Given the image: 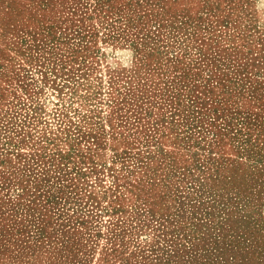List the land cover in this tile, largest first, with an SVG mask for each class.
<instances>
[{
  "label": "rangeland",
  "instance_id": "obj_1",
  "mask_svg": "<svg viewBox=\"0 0 264 264\" xmlns=\"http://www.w3.org/2000/svg\"><path fill=\"white\" fill-rule=\"evenodd\" d=\"M0 264H264V0H0Z\"/></svg>",
  "mask_w": 264,
  "mask_h": 264
}]
</instances>
